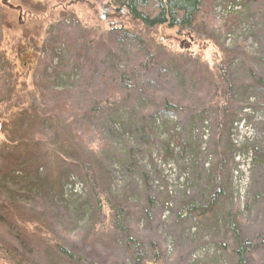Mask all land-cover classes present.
<instances>
[{
	"label": "rangeland",
	"instance_id": "rangeland-1",
	"mask_svg": "<svg viewBox=\"0 0 264 264\" xmlns=\"http://www.w3.org/2000/svg\"><path fill=\"white\" fill-rule=\"evenodd\" d=\"M11 3L30 5L44 16L27 26L22 37L17 14L10 16L0 6V117L3 123L9 114L14 117L6 122V142L0 141V264L10 258L15 244L18 250L29 244L23 233L29 229L10 220L9 212L11 218L15 212L43 227L55 243L94 264H237L236 240L247 243L244 264H264V87L258 83L264 81V0H212V25L206 33L145 31L149 41L161 45L146 51L152 54L148 65L139 61L136 43L123 33L130 35L136 22L130 23L125 13L115 26L97 22L106 0ZM64 3L76 4L62 10L58 5ZM234 8L237 12L227 15ZM21 19L27 21L25 12ZM67 26L72 27L68 51L53 45L58 28ZM227 29L230 33L224 36ZM4 34L10 44L2 46ZM27 35L37 45L35 56L22 81H14L8 64L15 63L23 46L27 50ZM20 41V50L10 52ZM112 41H117L113 48ZM221 53L228 62L225 80L217 71ZM80 54L87 60H80ZM132 65L135 76L121 74ZM65 66L66 74L61 72ZM106 75L111 76L108 82ZM192 75L195 89H187ZM119 77L127 80L115 84V100L108 88ZM132 78L137 79L134 89L125 90ZM44 80L49 90L41 87ZM46 102L51 107L65 103L75 122L90 128L89 134L83 131L86 142L79 154L67 153L71 161L94 171L100 199L124 207V225L133 243L109 229L103 214L95 216V196L79 168L57 172L62 163L54 159L45 169H33L37 173L28 171L33 175L26 178L31 166L25 157L4 159L19 115L29 104L41 111ZM40 126L44 133L50 125ZM22 147L29 153L28 141ZM247 151L258 160L252 167ZM5 195L9 206L1 199ZM215 195L208 214L180 218L189 201L207 207ZM34 257L62 263L53 247H41Z\"/></svg>",
	"mask_w": 264,
	"mask_h": 264
},
{
	"label": "trees",
	"instance_id": "trees-1",
	"mask_svg": "<svg viewBox=\"0 0 264 264\" xmlns=\"http://www.w3.org/2000/svg\"><path fill=\"white\" fill-rule=\"evenodd\" d=\"M110 3L112 8H115L117 11H122L125 13L127 19H129L130 23L136 22L137 28L131 27L130 35L128 32L124 35L130 36L132 41L136 43V54L140 58L139 61L148 65L150 64V60L152 59V54L147 53L151 48H155L160 50V46L155 41H149L146 36L145 31H155L160 28H166L169 30H175L178 35H182L184 32H192L193 29H199L203 33H206L210 26L212 25V20L209 17L210 9L212 7V0H106ZM235 14V13H234ZM58 34L54 36L53 45H63L64 48L69 50L70 47V37L68 36V32H72V27L67 26L66 28H58ZM61 30V31H60ZM223 35L230 33L227 29L226 31H222ZM56 33V32H55ZM123 35V36H124ZM94 40L91 41L93 43ZM117 42V41H116ZM116 42L112 41L111 48L115 47ZM153 45V46H151ZM53 52V50H52ZM134 54V51H133ZM221 55L217 54V71L218 75L222 80H225V76L228 71V62L226 60V56L221 53ZM161 57L167 58V53H159ZM78 58L81 60H87V56H83L82 54L78 55ZM195 60H199L198 58H194ZM77 64H82L81 61ZM61 68V67H60ZM61 72L66 74L68 68L65 66L61 68ZM135 65L129 67H124L121 72L122 75L126 76H135L136 70ZM217 74V73H216ZM63 75V74H62ZM193 81L186 85L187 89H195L194 87V75ZM105 77V76H104ZM110 75H106V82L109 81ZM43 80V78H42ZM125 77H119L118 79H113L112 84L113 87L108 88L110 96L118 100V94L115 88V84L119 82V84L125 82ZM136 78L130 79L126 82L124 89L132 91L134 89V84L136 83ZM105 82V87L107 86ZM261 86L264 87V81H258ZM41 87L44 90H49V85L47 81L41 82ZM229 88H227L228 90ZM228 91L226 92L228 96ZM55 106L51 107L49 103L46 102L45 106H41V111H37L35 106L27 105L29 112L26 113L27 110L23 111L21 115H19L14 132V142L11 143V147L5 149V160H12L13 158L20 159V156L26 158L27 163L30 168H28L25 172L26 178H29L33 174L28 171H33V169L37 170V168L42 167L46 168V164H51L54 159H58L61 161L62 165L57 168V172L64 170H71L72 167L76 169L79 168L84 181H86L91 191L93 192V203L95 207V216L101 218L102 214L106 221V226L109 229L115 230L122 236L127 238L128 243H133V239L129 237L127 229L124 225L125 220V209L122 206H117L108 203L105 198H99L96 194L99 193L97 186V177L94 174V171L89 167L88 164H80L78 162L71 161L70 154L67 152H72L74 154H79L80 150L85 146L86 142L84 139V133H91L89 127L80 126L78 121L75 122V118L72 114H69L70 110L67 108L66 104L63 102L54 103ZM109 107L113 109L115 107V103L105 104L102 103V106ZM168 106V105H167ZM49 107V108H48ZM76 116L78 112H73ZM7 121L14 120L12 115H8ZM64 116V121L60 120L59 117ZM77 117V116H76ZM13 119V120H12ZM48 122L50 126H46V131L43 133L41 126L42 124ZM58 122V123H57ZM82 127V128H81ZM26 132V134H25ZM52 138V142H48L47 139ZM28 141L30 143L29 153L26 155L25 150L27 148L22 147V144ZM75 141V142H74ZM17 142V144H16ZM51 158L49 159V157ZM8 158V159H7ZM3 160V161H5ZM258 162L257 157L253 153V165ZM35 163V164H34ZM222 166L224 163H222ZM80 173V174H81ZM223 173V168L220 171V174ZM78 174V176H80ZM60 175V173H59ZM50 179V175L48 176V182L53 187V182ZM47 189V188H46ZM4 195V194H3ZM6 198H2V201L8 206L12 203L10 202V198L8 195ZM218 198V196H214L211 198L209 206L204 207L197 201L191 200L188 204L181 209L180 218L190 217L197 219L206 214L211 209L212 202ZM4 204V205H5ZM12 209V208H11ZM14 210V208L12 209ZM9 219L15 220V223L22 226L24 225V230L29 232H23L26 236L29 237V244L27 248L21 247L20 250L11 249L10 258L3 264H47V258L45 257H34V253L39 252L41 247L46 248L47 250H53L56 256L61 260V264H94L90 263L83 259V257L76 255V253L66 247L61 243H55V240H52L53 236L46 232L43 227L39 226L36 223H27L26 220H21V218L14 212V216L12 212H9ZM24 219V218H23ZM20 220V221H18ZM14 223V224H15ZM233 227V224H231ZM232 230V228H231ZM48 235V237H47ZM37 240V241H36ZM56 245H52V244ZM18 244V243H17ZM20 244V243H19ZM237 250L236 254L238 257L237 264H244L245 257V245L246 242L236 240ZM37 248L36 252L33 254L27 253L30 249ZM15 251V253H14ZM10 254V253H9ZM137 258L142 262L141 257L137 255ZM54 264H58L53 262Z\"/></svg>",
	"mask_w": 264,
	"mask_h": 264
},
{
	"label": "flooded vegetation",
	"instance_id": "flooded-vegetation-1",
	"mask_svg": "<svg viewBox=\"0 0 264 264\" xmlns=\"http://www.w3.org/2000/svg\"><path fill=\"white\" fill-rule=\"evenodd\" d=\"M107 2V1H106ZM111 7V5H110V3L109 2H107L106 3V5L105 6H103L102 8L106 11V12H108L109 13V15H110V18L107 20V24L109 25V26H115V25H117V24H119V21L120 20H122V16H123V12L122 11H117L115 8H110ZM16 23H18L19 24V26L20 27H23L22 26V22H19V21H16ZM10 24H11V22H10ZM10 24L8 25V27L10 28ZM24 28V29H23ZM23 28H21L20 30H21V36L22 35H24L23 33L25 32L24 30H26L27 31V28H25V27H23ZM9 31V30H8ZM7 31V32H8ZM26 34V33H25ZM23 37V36H22ZM14 38H16V37H14ZM22 39V38H21ZM24 40V42H23V45H25L26 46V48H27V50L24 48V46H23V49L21 50V51H19L20 50V47L22 46H20V44L22 43L21 41H20V43H17V44H15L14 45V48H11V51L10 52H12L13 51V49H15V51L16 52H18L16 55V59L18 58L19 59V63H20V66H19V64H17L16 63V59H15V63H13V62H10L8 65V71H9V73L10 74H12V77H11V79L13 78L14 79V81H22V76H23V71L24 70H26V68H27V66L30 64V61L32 60V57H34L35 56V54H34V51L36 50V44L35 43H33V42H31V39L28 37V35L26 36V38H23ZM5 40V41H4ZM9 37H8V35L7 34H4V36H3V38H2V40H1V45L2 46H4L5 45V43L7 42L8 44H10L9 43ZM12 40H13V38H12ZM17 41V40H16ZM15 41H12L11 43H14ZM4 54V53H3ZM5 55V54H4ZM7 60V59H6ZM30 60V61H29ZM11 70V71H10ZM32 71V70H31ZM37 70H33V72H36ZM26 72H27V70H26ZM19 88H20V86H19ZM22 88V87H21ZM26 88V86L24 87V89Z\"/></svg>",
	"mask_w": 264,
	"mask_h": 264
},
{
	"label": "water",
	"instance_id": "water-1",
	"mask_svg": "<svg viewBox=\"0 0 264 264\" xmlns=\"http://www.w3.org/2000/svg\"><path fill=\"white\" fill-rule=\"evenodd\" d=\"M15 0H12V2H14ZM76 3H81L82 1H75ZM76 3H68V4H59L58 6H60L59 8L62 9V10H65L71 6H74ZM0 6L1 8L5 9L8 14L10 15L11 14H17V21H20L22 22V26L27 28V26L31 25V24H37V22H39V20L44 16V15H40L38 16L36 13H34V8L31 7L29 5V7L27 5H23L22 3H19V4H13L11 3V0H0ZM25 6L28 8L25 10ZM101 13L97 16H95V14L93 13V15L95 16V18L97 19V22H105L107 21L109 18H110V15L108 14V12L106 11H103L102 7H101ZM25 12V15L27 16V21L25 23H23V19L22 16ZM11 16V15H10ZM40 17V19H39ZM40 25V24H39ZM30 28V27H28ZM160 41V40H159ZM158 41V42H159ZM6 122H8L7 120L5 121V123H3V120L1 119L0 117V141H1V138H2V141L6 142V130H7V124ZM3 134H4V137L5 139L3 140ZM1 141V142H2ZM0 142V143H1Z\"/></svg>",
	"mask_w": 264,
	"mask_h": 264
},
{
	"label": "built area",
	"instance_id": "built-area-1",
	"mask_svg": "<svg viewBox=\"0 0 264 264\" xmlns=\"http://www.w3.org/2000/svg\"><path fill=\"white\" fill-rule=\"evenodd\" d=\"M227 10H230V9H227ZM233 10H236L235 8ZM248 163H250V166H251V155L248 154ZM249 167V164L247 165ZM237 168H238V164L236 163L235 165V172L237 171Z\"/></svg>",
	"mask_w": 264,
	"mask_h": 264
},
{
	"label": "bare ground",
	"instance_id": "bare-ground-1",
	"mask_svg": "<svg viewBox=\"0 0 264 264\" xmlns=\"http://www.w3.org/2000/svg\"><path fill=\"white\" fill-rule=\"evenodd\" d=\"M219 123V122H218ZM261 161V160H260ZM261 166V165H260Z\"/></svg>",
	"mask_w": 264,
	"mask_h": 264
}]
</instances>
